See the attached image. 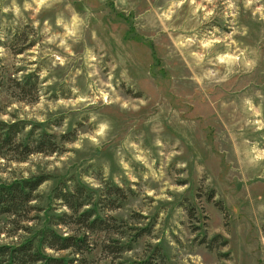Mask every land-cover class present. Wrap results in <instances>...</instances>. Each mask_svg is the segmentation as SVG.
Listing matches in <instances>:
<instances>
[{
	"label": "rangeland",
	"instance_id": "1",
	"mask_svg": "<svg viewBox=\"0 0 264 264\" xmlns=\"http://www.w3.org/2000/svg\"><path fill=\"white\" fill-rule=\"evenodd\" d=\"M0 118L58 136L0 157V179L49 176L33 216L66 210L62 178L101 197L70 264H264V0H0Z\"/></svg>",
	"mask_w": 264,
	"mask_h": 264
},
{
	"label": "trees",
	"instance_id": "2",
	"mask_svg": "<svg viewBox=\"0 0 264 264\" xmlns=\"http://www.w3.org/2000/svg\"><path fill=\"white\" fill-rule=\"evenodd\" d=\"M13 81L22 96L39 90L34 72ZM28 127L29 123L23 119L7 121L0 118L1 158L22 162L35 153L59 151L56 134L45 129L37 131L36 128L40 127L37 125ZM48 179L49 176L42 174L0 179V220L9 216L16 224V231H23L17 241L0 243V264H70L71 260L56 253L63 250L80 253L88 246L89 232L107 229L108 217L99 210L101 197L94 202L96 192L92 188L69 183L65 178L60 179L51 196L54 201H60L66 210L59 214L47 212L45 220L41 216H33L44 209L36 203L43 201L39 189ZM34 219H40V222L34 226L23 224ZM71 223L82 225L84 229L79 234L65 235L56 228Z\"/></svg>",
	"mask_w": 264,
	"mask_h": 264
}]
</instances>
